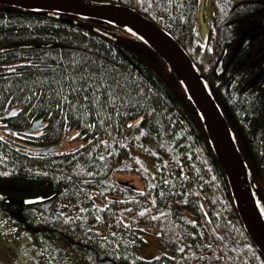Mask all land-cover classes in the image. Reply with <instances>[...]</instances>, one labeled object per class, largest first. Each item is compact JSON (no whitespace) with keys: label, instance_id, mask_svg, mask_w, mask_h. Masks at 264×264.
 I'll list each match as a JSON object with an SVG mask.
<instances>
[{"label":"trees","instance_id":"trees-1","mask_svg":"<svg viewBox=\"0 0 264 264\" xmlns=\"http://www.w3.org/2000/svg\"><path fill=\"white\" fill-rule=\"evenodd\" d=\"M92 1L137 11L189 54L264 206V0H209L201 45V0ZM195 110L125 30L0 5V220L29 237L35 264H264Z\"/></svg>","mask_w":264,"mask_h":264},{"label":"water","instance_id":"water-1","mask_svg":"<svg viewBox=\"0 0 264 264\" xmlns=\"http://www.w3.org/2000/svg\"><path fill=\"white\" fill-rule=\"evenodd\" d=\"M0 5L17 7L23 10H40L49 15L60 12L102 20L125 30L132 36L134 35L158 53L177 75L185 88L186 94L190 96L193 105H195L210 146H212L214 154L228 179L235 209H237L243 228L264 257V217L253 194L252 187H255V185L249 180L243 157L240 155L237 145H235L224 114L221 113L218 104L208 92L201 74L196 71L188 53L184 52L179 43L175 42L168 32L163 31L137 11L122 4L111 2H95L92 0H0ZM219 61L215 68L217 73H220L221 70L222 61L221 59ZM13 112L14 110H11L5 117H9ZM141 121V118L138 119L128 128L124 135L126 140ZM39 125V121L33 122L31 127L21 129L19 133H31V131L37 130ZM53 149L52 147H44L39 153L53 152ZM122 184L130 187L127 182H122ZM3 200L7 201L0 195V201ZM40 200L41 198H26L24 202L34 203Z\"/></svg>","mask_w":264,"mask_h":264},{"label":"rangeland","instance_id":"rangeland-1","mask_svg":"<svg viewBox=\"0 0 264 264\" xmlns=\"http://www.w3.org/2000/svg\"><path fill=\"white\" fill-rule=\"evenodd\" d=\"M208 1L209 0L200 1V10H198L196 16L198 30L196 42L199 43V45L203 44V39L208 35L207 28L210 20L208 19L209 13L207 10V7L209 8ZM172 73L175 74L173 70ZM122 178L127 182L135 184L137 187L141 185L139 184L140 182H138L137 176L132 173L123 175ZM255 188L257 189L256 186ZM257 205L261 208L264 217V206L259 197L257 198ZM34 256L35 254L29 237L22 232H18L15 228H12L5 220H0V264H35ZM140 256L151 258L153 254H147L143 251Z\"/></svg>","mask_w":264,"mask_h":264},{"label":"snow or ice","instance_id":"snow-or-ice-1","mask_svg":"<svg viewBox=\"0 0 264 264\" xmlns=\"http://www.w3.org/2000/svg\"><path fill=\"white\" fill-rule=\"evenodd\" d=\"M30 63V62H29ZM9 71H11V69H9ZM85 87L87 86V85H84ZM69 91H71V92H76L77 91V89L76 88H74V87H72V85L71 84H69ZM63 92V89L61 88L60 89V91L59 92H56V93H54L58 98H61V93ZM64 99H66V97H63ZM85 100H88L89 98L88 97H85L84 98ZM59 106V105H58ZM102 159V158H101Z\"/></svg>","mask_w":264,"mask_h":264},{"label":"bare ground","instance_id":"bare-ground-1","mask_svg":"<svg viewBox=\"0 0 264 264\" xmlns=\"http://www.w3.org/2000/svg\"><path fill=\"white\" fill-rule=\"evenodd\" d=\"M97 29V28H96Z\"/></svg>","mask_w":264,"mask_h":264}]
</instances>
